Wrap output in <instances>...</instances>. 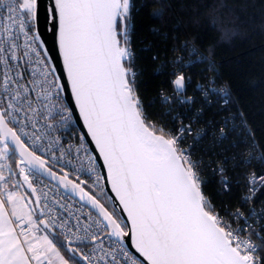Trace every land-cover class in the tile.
<instances>
[{
  "label": "snow or ice",
  "instance_id": "1",
  "mask_svg": "<svg viewBox=\"0 0 264 264\" xmlns=\"http://www.w3.org/2000/svg\"><path fill=\"white\" fill-rule=\"evenodd\" d=\"M40 6L0 0V264H264V174L252 168L264 148L242 112L206 119L233 103L213 49L175 35L170 0H145L165 45L153 74L168 77L153 118L132 50L136 0H51L59 66ZM239 130L246 139L231 141ZM213 181L217 196L235 183L238 203L210 197Z\"/></svg>",
  "mask_w": 264,
  "mask_h": 264
},
{
  "label": "trees",
  "instance_id": "2",
  "mask_svg": "<svg viewBox=\"0 0 264 264\" xmlns=\"http://www.w3.org/2000/svg\"><path fill=\"white\" fill-rule=\"evenodd\" d=\"M170 2L173 21L179 20L181 23L175 35L181 40L194 39L195 45L204 55H208L209 48L213 49L212 59L219 71L218 84L231 93L233 103L229 104L228 110L220 111L214 105L207 110L206 119L219 122L223 116L242 112L255 139L264 148V0H170ZM144 4L145 0H136L139 11L133 17L135 28L132 50L137 57V68L143 70L140 94L148 114L155 118L163 112L157 93L160 87L167 86L168 77L153 74L157 65L151 57L159 55L163 60L165 45L152 35L150 29L154 24L150 13L154 9L145 7ZM213 20L218 21L215 27L211 23ZM149 47V51H144ZM199 71V67L193 70V86L197 82ZM191 92L192 89H189V93ZM154 99L156 103L147 107ZM235 135L231 133L230 139L239 143L246 138L244 136L247 133L242 131L239 138ZM244 150L245 146L241 144L238 150L230 151L241 153ZM263 169L264 167L260 166L257 171L261 172ZM205 191L217 202L223 200L232 205L238 203L240 189L235 188V183L230 196H217L218 189L214 181L208 184ZM257 201L259 210V207L264 206V193L257 194Z\"/></svg>",
  "mask_w": 264,
  "mask_h": 264
},
{
  "label": "water",
  "instance_id": "3",
  "mask_svg": "<svg viewBox=\"0 0 264 264\" xmlns=\"http://www.w3.org/2000/svg\"><path fill=\"white\" fill-rule=\"evenodd\" d=\"M40 9H39V18H38V29L41 36V40L43 41L44 49L46 52H48L56 61L57 65L59 66L61 63V58L58 56V41L54 34L51 31V27L48 22V14L46 12V8L50 7L51 0H40ZM77 119L78 114H77ZM76 128L78 129L79 133L82 134L83 132H86V129H83L82 127V121L80 123L75 124ZM90 140V138H89ZM90 150H94V144L89 145ZM94 155H98V153L93 152ZM99 172H102L100 165L98 164ZM105 182L103 181V184ZM110 189V186L106 189V191ZM114 195V194H112ZM118 203V202H117ZM119 215V211L117 212Z\"/></svg>",
  "mask_w": 264,
  "mask_h": 264
},
{
  "label": "built area",
  "instance_id": "4",
  "mask_svg": "<svg viewBox=\"0 0 264 264\" xmlns=\"http://www.w3.org/2000/svg\"><path fill=\"white\" fill-rule=\"evenodd\" d=\"M43 51H45V49L43 48ZM221 87H223L222 85H220ZM223 88H225V87H223ZM189 94H191V93H189ZM229 107V106H228ZM70 128H75L76 129V132H73L72 133V135H71V137H69L68 139H69V142L73 145V147H75V138H76V136H78V135H81L80 133H79V131H78V129L76 128V125L75 124H71L70 125ZM232 133H235L236 135H235V137H237V138H239V137H241V136H239L241 133H242V131L241 130H239V131H234V132H232ZM244 137H247V135L246 136H244ZM244 139H246V138H244ZM243 139V140H244ZM234 142H237V140H235ZM236 150H238V149H236ZM245 151H246V149L243 151V152H241V154H243V153H245ZM261 165H260V163L259 162H257V161H252V168L256 171V173L257 174H264V169L261 171V172H258L257 171V168L259 169V167H260ZM245 171H247V169H244ZM97 171L99 172V169H98V166H97ZM102 184H103V181L101 182ZM21 193L23 194V189H21ZM257 211H258V209H257Z\"/></svg>",
  "mask_w": 264,
  "mask_h": 264
},
{
  "label": "crops",
  "instance_id": "5",
  "mask_svg": "<svg viewBox=\"0 0 264 264\" xmlns=\"http://www.w3.org/2000/svg\"><path fill=\"white\" fill-rule=\"evenodd\" d=\"M24 199H25V200H27V199H28V197H27V196H25V197H24ZM32 199H34V197H33ZM21 203H23V201H22ZM29 207H31V205H29ZM26 210H27V209H26Z\"/></svg>",
  "mask_w": 264,
  "mask_h": 264
}]
</instances>
